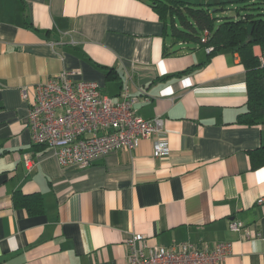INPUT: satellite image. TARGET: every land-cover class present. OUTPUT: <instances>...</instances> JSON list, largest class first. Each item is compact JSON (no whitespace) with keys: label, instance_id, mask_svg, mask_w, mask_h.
Wrapping results in <instances>:
<instances>
[{"label":"crops","instance_id":"crops-1","mask_svg":"<svg viewBox=\"0 0 264 264\" xmlns=\"http://www.w3.org/2000/svg\"><path fill=\"white\" fill-rule=\"evenodd\" d=\"M172 27L150 0H0V264H124L136 234L149 246L228 242L226 264H264V166L250 158L264 125L238 122L246 70ZM65 71L114 99L129 81L137 113L166 119L171 155L155 159L144 140L62 167L33 143L21 89ZM16 192L40 194L44 211L16 207Z\"/></svg>","mask_w":264,"mask_h":264},{"label":"built area","instance_id":"built-area-1","mask_svg":"<svg viewBox=\"0 0 264 264\" xmlns=\"http://www.w3.org/2000/svg\"><path fill=\"white\" fill-rule=\"evenodd\" d=\"M207 37L205 33L204 40ZM21 92L30 106L27 125L33 143L50 148L64 168L88 167L100 156L134 150L144 140H153L155 159L172 153L166 119L161 115L144 118L137 113V99L131 94L129 81L124 83L118 99L105 94L99 83L76 80L69 71L25 86ZM24 161L27 166L34 165L28 155H24ZM229 228L234 232L246 229L238 219H231ZM145 240L142 234L127 240L129 251L124 264H226L232 252L228 242L149 246Z\"/></svg>","mask_w":264,"mask_h":264},{"label":"trees","instance_id":"trees-1","mask_svg":"<svg viewBox=\"0 0 264 264\" xmlns=\"http://www.w3.org/2000/svg\"><path fill=\"white\" fill-rule=\"evenodd\" d=\"M150 4L162 19L172 22L174 36L212 48L208 51V60L225 49L239 54L246 70L248 98L247 109L239 115L238 122L264 125V60L254 52V46L259 45L264 53V0L206 5L184 0H150ZM229 9L233 11H227ZM205 33L208 34L206 40ZM250 158L253 169L264 166V142L250 152ZM14 203L33 214L44 211L43 198L37 193L16 192Z\"/></svg>","mask_w":264,"mask_h":264},{"label":"rangeland","instance_id":"rangeland-1","mask_svg":"<svg viewBox=\"0 0 264 264\" xmlns=\"http://www.w3.org/2000/svg\"><path fill=\"white\" fill-rule=\"evenodd\" d=\"M192 1H194V2H202L203 4L206 5L209 0H191L189 2H192ZM238 1H242V0H210L209 2H210V4H212L213 2H215V3H220L221 2V3H226V4H233V3L238 2ZM227 11L232 12L233 10L229 9Z\"/></svg>","mask_w":264,"mask_h":264}]
</instances>
